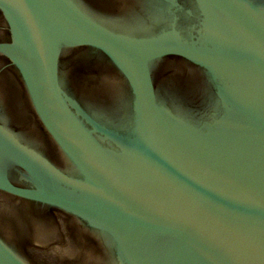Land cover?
I'll return each instance as SVG.
<instances>
[{
    "label": "water",
    "instance_id": "water-1",
    "mask_svg": "<svg viewBox=\"0 0 264 264\" xmlns=\"http://www.w3.org/2000/svg\"><path fill=\"white\" fill-rule=\"evenodd\" d=\"M0 11V56L61 152L0 115L1 192L75 218L96 242L82 264H264V0ZM77 51L107 82H75ZM0 264H35L11 228Z\"/></svg>",
    "mask_w": 264,
    "mask_h": 264
},
{
    "label": "flooded vegetation",
    "instance_id": "flooded-vegetation-1",
    "mask_svg": "<svg viewBox=\"0 0 264 264\" xmlns=\"http://www.w3.org/2000/svg\"><path fill=\"white\" fill-rule=\"evenodd\" d=\"M97 8L118 13L139 0H85ZM9 29L0 11V40H9ZM84 51H77L78 73L76 83L80 86L107 82L103 66L87 63ZM78 58V59H77ZM174 58H171L173 60ZM75 64L77 65L75 67ZM172 71L167 73L170 78ZM0 115L16 132L35 131L45 140L47 155L53 163H60L61 152L49 138L46 130L31 108L26 87L8 59L0 56ZM0 228H11L25 253L35 264H82L96 242L72 216L57 210L35 208L30 203L0 191Z\"/></svg>",
    "mask_w": 264,
    "mask_h": 264
}]
</instances>
